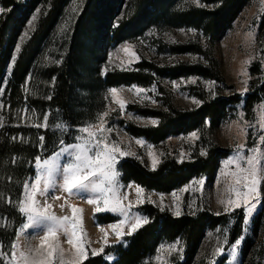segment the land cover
Returning <instances> with one entry per match:
<instances>
[{
  "label": "rangeland",
  "instance_id": "1",
  "mask_svg": "<svg viewBox=\"0 0 264 264\" xmlns=\"http://www.w3.org/2000/svg\"><path fill=\"white\" fill-rule=\"evenodd\" d=\"M86 1L62 0L56 8L55 0H44L23 24L13 22L8 14L3 18L0 13V25L4 23L9 28L11 44L10 60L0 81V88L4 89L0 96L3 103L0 115L4 117L0 121V142L4 146L0 152V264H83L96 258L114 264L120 250L127 246L128 238L149 224L147 211L173 219L204 214L220 220V225L205 231L190 264H264V229L260 226L253 232L254 219L264 201V141L260 139L264 136V0H251L216 42L206 39L195 28L199 25L195 14L212 11L216 0H172L160 10L154 7L157 0H105L98 4L101 14L105 15L106 11L109 14L99 17L96 26L89 29L91 34L87 39L81 37L80 65L73 80L76 89L71 96L77 110L69 111L67 118L52 106L51 100ZM55 8L58 10L54 17L46 22ZM41 23L44 33L38 34ZM132 25L137 29L134 34L129 32ZM123 35L126 37L122 39ZM128 45L131 47L126 53L124 49ZM116 74L127 75L129 82L108 85L107 81L117 82L113 76ZM133 86L147 91L137 93ZM112 88L117 89L115 97ZM117 100L124 103L123 109ZM210 102L225 105L216 125L205 121L157 143L136 134L153 130L162 121L175 125L186 114ZM37 123L40 127L34 126ZM61 124L65 127H58ZM97 137L131 154L121 157L115 153L120 175L113 185L115 198L109 193L108 208L116 206L117 210L97 213L98 206L105 207L99 194L64 192L60 188L61 170L57 169L48 176L49 184L54 185L47 198V205L51 206L48 212L58 219L68 217L65 222L68 230L56 228L45 242L43 237L49 222L24 229L30 213L19 212L21 201L26 209L30 204L41 209L47 207L45 196L40 195L46 170H40L37 176L36 159L42 164L64 146L84 145L88 140L94 143ZM201 151L206 155L201 156ZM238 152L244 159L228 164L227 159ZM221 153L226 155L219 160L212 182L197 175L169 192H157L124 180L125 163L153 174L161 168L194 163L209 154L216 158ZM249 157L252 164L248 163ZM153 159L157 161L155 170ZM65 162L66 157L61 156V166ZM30 165L35 175L23 183L22 177ZM251 168L257 170L258 184L256 193L247 197V204L257 203L258 207L245 228L243 193L247 191L244 185L250 182L251 173L241 169ZM38 178L36 195L29 200L31 185ZM137 187L142 189L139 195ZM174 192L178 199H174ZM88 199L97 203L89 204ZM238 199L242 201L239 209L230 203ZM72 207L79 210L75 216ZM177 209L181 211L179 217L175 215ZM138 214L142 221L146 216L148 222H142L129 234ZM21 218L23 222L11 241V231ZM121 220H124L122 227L116 230L109 227ZM241 236L245 237L242 244L234 249V242ZM13 243L17 245L14 255ZM184 261V241L179 238L159 242L139 264H183Z\"/></svg>",
  "mask_w": 264,
  "mask_h": 264
},
{
  "label": "trees",
  "instance_id": "2",
  "mask_svg": "<svg viewBox=\"0 0 264 264\" xmlns=\"http://www.w3.org/2000/svg\"><path fill=\"white\" fill-rule=\"evenodd\" d=\"M43 1L44 0H0V8L4 9L1 17L4 18L5 15L8 14L10 20L23 24V22L25 23L27 20L26 18L30 15V13ZM167 1L171 2L172 0H157L154 2V7L159 10L161 8H166L168 3ZM250 1L251 0H216V7L212 11L195 14L199 21V25L195 28L199 30L206 39L216 42L224 36L227 29ZM103 2H105V0L86 1L84 10L75 26V33L73 35V42L69 50V55L67 56L61 70V75H58L56 79L57 90L55 91L54 98L51 100L53 101L52 106L62 113H65V117L67 118L69 116H67L69 111L76 112L77 110L76 107H74L71 96L76 89L73 87V80L77 75V70L80 65V63H78V56L79 46L82 40L81 37H84V39L86 37L87 39L91 34L89 29L94 28L100 20L99 17L104 15L101 14V11L97 8V5H102ZM54 3H56L57 8V4L61 5L62 0H55ZM56 8L50 12L51 14L46 19V22L50 21L54 17L55 12L58 10H56ZM108 14L109 13L106 11L105 15ZM105 15L104 17H106ZM43 24L44 23L40 24L38 34L44 33L41 30ZM136 31V27L132 25L131 31L129 32L134 34ZM9 33V28L2 23L0 25V81L11 56V44L10 40H8L10 38ZM125 37L126 35H123L122 39ZM84 49H86V45L81 48L82 51H84ZM113 76L117 79V82L110 84V81H107L108 85L124 84L129 82L126 79L127 75L116 74ZM109 79L110 77H108L107 80ZM130 82L133 83L135 81L131 80ZM224 107L225 105H220L217 102L206 103L195 112L186 114L181 120L177 121L175 125L162 121V123H160L155 129L141 131L136 134L153 143L161 142L172 133L192 130L197 125L200 126L201 124H204L205 121H207L210 125L218 124L221 117V111ZM14 148L18 147L16 146ZM3 150L4 146H2L0 142V152ZM225 155L226 153H221L218 157L213 158L212 154H209V156L205 159L194 163H186L166 170L161 168L153 174L145 172L140 167H133L126 163L122 165V170L124 171V180L133 181L142 187L157 192H169L175 186L186 183L197 175H203L209 182H212L218 167V162ZM34 175L35 171L30 165L28 172L22 177V182L24 183L26 179L32 178ZM20 195L21 188L18 191L17 201H19ZM146 214L150 217L149 224L128 238L127 246L120 250L119 259L114 264H139L153 252L159 242H172L179 238L184 241L185 246V261L183 264H190V261L195 255L205 231L220 225L219 219L204 214H199L194 217H181L178 219H173L166 214H159L157 212L153 214L147 211ZM22 222L23 219L21 218L12 229L11 241H13L16 231ZM260 226L264 229V205L261 212L254 219L253 232L256 233ZM236 230L237 226L232 232V239L234 238ZM245 248H247V245ZM83 264L108 263L102 262L101 258H96L94 260L85 261Z\"/></svg>",
  "mask_w": 264,
  "mask_h": 264
},
{
  "label": "snow or ice",
  "instance_id": "3",
  "mask_svg": "<svg viewBox=\"0 0 264 264\" xmlns=\"http://www.w3.org/2000/svg\"><path fill=\"white\" fill-rule=\"evenodd\" d=\"M203 7V5H200ZM4 12V9L0 8V13ZM131 46L128 45L125 47V52L127 53L129 48ZM20 51V46L17 45L16 52L18 53ZM134 56V53H129ZM16 60V56L13 55L12 61L13 63ZM262 71H264V68H262ZM11 72V67L9 68V73ZM192 82V81H189ZM215 83V82H211ZM135 88V91L137 93L146 92V89L139 88L136 86H133ZM111 94L113 97L117 94V89L112 88L110 89ZM4 93V89L0 88V96H2ZM120 104V107L123 109L125 107L124 103L122 101H115ZM197 102L198 101H194ZM0 107H3V103L0 102ZM4 117L0 115V121H3ZM44 120H48V116H44ZM153 124L156 123V121H152ZM35 127H40V125L37 123L34 125ZM58 127H65L63 124L58 125ZM79 131H86V129H80ZM90 136L93 134L89 133ZM196 137V133H192V138ZM260 139L264 141V136H261ZM40 140H44V136H40ZM139 142V141H138ZM115 153H119L121 157L131 155L129 153L121 152L120 148L112 145L109 146L104 142V139L102 137L95 138V142L93 143L92 140H88L85 142L84 145H81L80 143H73L71 145H67L62 147V149L56 153L53 157L50 159H44L42 164L40 163V159H36V167L38 169L37 176L39 177V171L40 170H46L45 176H44V187L40 191V195L45 196V204L47 205V198L49 194L50 188L54 187V185H50L48 181V176L55 170L60 169L63 183L60 185V188L68 193L69 195H76L79 192H87V193H96L99 194L100 198H103V204L105 205L104 208L97 207L96 212H102V211H112L115 212L117 210L116 206H113L111 208H108V205L110 203L109 200V193L112 194V198H115L116 190L113 187L115 178L120 175V173L116 170V166L118 164L117 157ZM201 156L206 155L204 151L200 152ZM64 156L66 157L67 162L63 163L61 166L60 163V157ZM149 156H152L151 151H149ZM244 159L243 155H241L239 152L235 157H230L227 159L228 164H232L235 161H239ZM248 163L252 164V158H248ZM157 165V161L155 159L152 160V167L153 170H155ZM250 172V182H246L244 187L247 188V191L243 193V221L242 224L246 226L250 223V220L252 216L254 215V209L258 207L257 203H252L251 205L247 204V197L252 195L253 193H256L257 191V170L255 168L251 169H241V172ZM99 177L98 179H93ZM246 181H249V177H245ZM107 181L108 186L105 187V182ZM239 182V181H238ZM40 180L37 179L36 183L31 185L32 192L28 196V199L31 200L36 195V189L39 185ZM202 184L203 181H200ZM141 187L136 188V193L139 195L141 193ZM181 191H186V189H181ZM174 199H178L176 196V193L173 194ZM54 199H60L59 196L52 197ZM89 204L97 203V200L94 199H88L87 201ZM149 202H151L149 200ZM21 207L19 208V212L21 214L30 213L27 214V220L28 223L23 224L24 229H28L32 226H38L42 222H49V227L47 229V233L44 235L43 240L46 242L49 238V235L53 233V231L58 227H63L65 231H67V227H65V222L68 221V217H62L57 218L55 215L50 214L48 212V208L51 207L50 205H47V207L41 209L33 207L31 204L27 207V209L23 206L24 201H21ZM142 203V202H141ZM234 207L239 209L241 208L242 201L236 200L234 202ZM261 205H264V201H261ZM191 207V205H189ZM163 207L161 208V211H163ZM71 211L73 213V216L79 211L77 208L72 207ZM227 211V209H226ZM175 215L179 217L181 215V211L179 209L176 210ZM147 223L148 218L145 216L143 217V221L141 220L140 215L138 214L135 218V223L133 224L132 228L130 229V233L135 232L140 226L141 223ZM124 224V220H121L119 224L112 223L109 225L110 228L113 230H116L120 227H122ZM103 231V229H101ZM73 235H75V232L73 231ZM119 235V232L117 233ZM245 237L241 236L237 238V240L233 244V248L235 249L237 246H240L243 242V239ZM69 243H72L70 240ZM177 245H172V247L175 249ZM17 245L13 243L11 245V248L13 249V255L14 250L16 249ZM95 255V253H93ZM81 256H83V252H81Z\"/></svg>",
  "mask_w": 264,
  "mask_h": 264
}]
</instances>
